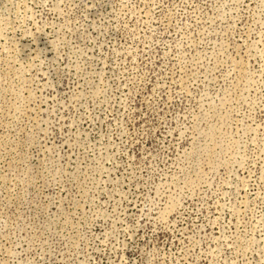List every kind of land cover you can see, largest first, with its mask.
I'll return each instance as SVG.
<instances>
[{
  "label": "rangeland",
  "instance_id": "374dc122",
  "mask_svg": "<svg viewBox=\"0 0 264 264\" xmlns=\"http://www.w3.org/2000/svg\"><path fill=\"white\" fill-rule=\"evenodd\" d=\"M0 264H264V0H0Z\"/></svg>",
  "mask_w": 264,
  "mask_h": 264
}]
</instances>
